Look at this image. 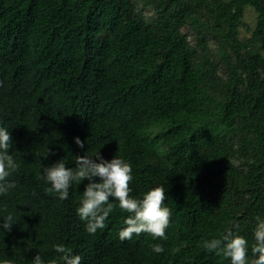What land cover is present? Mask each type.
<instances>
[{"label": "trees", "instance_id": "trees-1", "mask_svg": "<svg viewBox=\"0 0 264 264\" xmlns=\"http://www.w3.org/2000/svg\"><path fill=\"white\" fill-rule=\"evenodd\" d=\"M0 124L19 165L0 195V223L16 221L0 259H57L64 244L80 264H230L201 242L229 229L252 242L264 217V0H0ZM98 149L131 163V195L164 185L166 240L121 241L117 205L88 233L75 211L87 180L63 201L46 190L43 167Z\"/></svg>", "mask_w": 264, "mask_h": 264}, {"label": "clouds", "instance_id": "clouds-1", "mask_svg": "<svg viewBox=\"0 0 264 264\" xmlns=\"http://www.w3.org/2000/svg\"><path fill=\"white\" fill-rule=\"evenodd\" d=\"M74 140L78 146L83 147L79 137ZM12 145L9 128L0 124V195L15 187V182L8 179L19 167L13 155L15 150L9 152ZM40 176L47 185L46 190L57 194L62 201L69 197V190L74 184L79 185L87 180L75 211L79 219L85 222V229L90 234L105 227L114 205H117L128 213L124 217L125 227L118 233L121 241L130 240L133 234L138 236L142 232L150 234L153 239H167L166 229L172 212L165 204L164 185L149 188L140 197L131 195L132 165L121 155L115 154L111 159H106L98 149L93 155L77 156L74 168L66 166L63 159L57 160L51 166L43 167ZM255 221L252 242L229 229L220 237L203 239L201 246L209 252L229 258L230 264H250L249 251L254 255L251 264H264V217L257 215ZM14 223V216L9 213L0 223V232L10 231ZM54 247L60 254L57 259L45 260L37 252L31 260L32 264H80L82 257L73 254L64 244H55ZM152 250L160 253L164 251V247L156 243ZM0 264L14 262L0 259Z\"/></svg>", "mask_w": 264, "mask_h": 264}, {"label": "rangeland", "instance_id": "rangeland-1", "mask_svg": "<svg viewBox=\"0 0 264 264\" xmlns=\"http://www.w3.org/2000/svg\"><path fill=\"white\" fill-rule=\"evenodd\" d=\"M140 7H142V4H140ZM144 11L146 14L151 13L150 9L147 8H144ZM256 17H257V13L255 9L253 7H247L244 18L245 26L240 28V36L242 39L251 37L252 32L256 25ZM184 32L188 33L190 35L191 41L195 42V38L193 37V31L192 28H190V26H187L184 29Z\"/></svg>", "mask_w": 264, "mask_h": 264}]
</instances>
